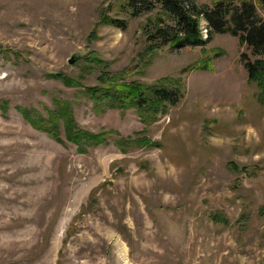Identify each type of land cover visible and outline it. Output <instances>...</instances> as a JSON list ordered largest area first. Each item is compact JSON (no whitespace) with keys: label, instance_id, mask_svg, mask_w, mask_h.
Listing matches in <instances>:
<instances>
[{"label":"rangeland","instance_id":"rangeland-1","mask_svg":"<svg viewBox=\"0 0 264 264\" xmlns=\"http://www.w3.org/2000/svg\"><path fill=\"white\" fill-rule=\"evenodd\" d=\"M102 10L125 27L99 24ZM157 10L0 0V104L8 102L0 106V264H264V103L242 61L254 55L237 36L216 33L204 46L217 50L211 69H190L206 56L201 46L165 45L145 57ZM105 70L145 84L179 78L184 97L147 126L133 109L95 107L84 89ZM55 99L72 103L83 129L145 130L161 145L123 151L114 136L80 152L17 110L47 115Z\"/></svg>","mask_w":264,"mask_h":264},{"label":"trees","instance_id":"trees-1","mask_svg":"<svg viewBox=\"0 0 264 264\" xmlns=\"http://www.w3.org/2000/svg\"><path fill=\"white\" fill-rule=\"evenodd\" d=\"M132 11L137 12V4L144 9H158L156 15L148 20L149 31L146 55L153 56L165 45L180 47L189 45L201 46L206 55L196 61L190 69H211L217 50L210 54L205 45L211 41L216 33H231L237 36L242 45L250 49L254 58L246 53L242 54V61L248 71V79L257 87V98L264 103V17L259 12L253 0H216L213 3H197L194 0H117ZM264 9V0H260ZM202 18L207 21L208 36L202 31ZM106 23L117 27H125L124 20L108 14L102 10L99 24ZM147 25L145 27H147ZM144 57V58H145ZM92 61L105 64L106 61L97 55L92 56ZM124 71H103L98 76L99 84L85 87L86 95L94 102L95 107L103 104L118 108L122 111L133 109L145 125L157 121L160 115L169 112L184 97V82L173 76L161 77L154 83L145 84L141 81H127L123 77ZM62 79L68 86H82L74 77L63 73L53 74ZM54 109H48V114L36 108L17 106V110L24 119L37 130L46 132L50 137L59 142H71L80 152H87L90 148L110 143V138L115 137V143L123 151L133 146H158V141L146 135L145 130L136 132L137 137L124 136L117 130H102L91 132L81 128L77 123L74 108L70 101L55 99ZM3 110L8 107V102L0 104ZM234 169L247 171V167H239L230 163ZM217 222L229 223V220L220 213H214Z\"/></svg>","mask_w":264,"mask_h":264},{"label":"water","instance_id":"water-1","mask_svg":"<svg viewBox=\"0 0 264 264\" xmlns=\"http://www.w3.org/2000/svg\"><path fill=\"white\" fill-rule=\"evenodd\" d=\"M76 60V55H73L70 59H69V63L73 64Z\"/></svg>","mask_w":264,"mask_h":264},{"label":"built area","instance_id":"built-area-1","mask_svg":"<svg viewBox=\"0 0 264 264\" xmlns=\"http://www.w3.org/2000/svg\"><path fill=\"white\" fill-rule=\"evenodd\" d=\"M204 29V32H207V29L206 28H203Z\"/></svg>","mask_w":264,"mask_h":264}]
</instances>
